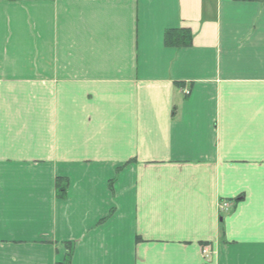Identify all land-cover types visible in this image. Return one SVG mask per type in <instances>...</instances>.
Masks as SVG:
<instances>
[{
	"label": "crops",
	"instance_id": "crops-1",
	"mask_svg": "<svg viewBox=\"0 0 264 264\" xmlns=\"http://www.w3.org/2000/svg\"><path fill=\"white\" fill-rule=\"evenodd\" d=\"M69 248L264 264V0H0V264Z\"/></svg>",
	"mask_w": 264,
	"mask_h": 264
},
{
	"label": "trees",
	"instance_id": "trees-1",
	"mask_svg": "<svg viewBox=\"0 0 264 264\" xmlns=\"http://www.w3.org/2000/svg\"><path fill=\"white\" fill-rule=\"evenodd\" d=\"M193 36L188 30H169L166 31L164 36V44L167 48L182 49L192 46ZM68 182L64 179H58L56 183L57 197L62 199L66 196ZM72 249L69 248V253L63 263L71 264L72 262Z\"/></svg>",
	"mask_w": 264,
	"mask_h": 264
},
{
	"label": "built area",
	"instance_id": "built-area-1",
	"mask_svg": "<svg viewBox=\"0 0 264 264\" xmlns=\"http://www.w3.org/2000/svg\"><path fill=\"white\" fill-rule=\"evenodd\" d=\"M220 209L222 211H225V210H228V207L226 205H223V206L220 207ZM205 253H207V252L205 251Z\"/></svg>",
	"mask_w": 264,
	"mask_h": 264
}]
</instances>
